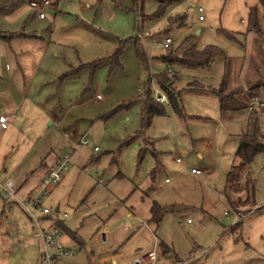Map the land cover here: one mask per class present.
Returning <instances> with one entry per match:
<instances>
[{
	"label": "rangeland",
	"instance_id": "374dc122",
	"mask_svg": "<svg viewBox=\"0 0 264 264\" xmlns=\"http://www.w3.org/2000/svg\"><path fill=\"white\" fill-rule=\"evenodd\" d=\"M19 2L0 0V11ZM255 2L182 0L156 18L157 0H143L142 11L135 0H70L84 22L67 17V35H71L67 77L34 66L40 47L35 51L32 46H22V40H0V103H20L25 94L29 99L45 97L40 111L31 114V104L21 105L18 111L14 125L16 129L23 125L25 136L21 138L19 133L20 151L43 140L37 160L46 159L51 147L70 155L63 179L43 199V205L52 209L51 216L63 220L85 241L84 247L73 244L74 256L62 258V264L91 263L93 234L102 226H118L130 212L148 218L153 198L170 208L157 233L177 253V257L174 252L168 256L160 248L157 264H264V153L254 156L249 167L255 180V203L246 202V191H241L231 192L236 209L226 204L222 189L234 162L237 136L247 129L250 113L245 108L223 117L218 97L212 92L219 87L228 59L235 88L245 93L264 80V34L247 31L249 8ZM47 13L52 14L49 9ZM139 16L145 30L150 26L147 22L156 23L140 34L151 41H143L145 50L148 45L150 51L146 50L150 66L140 62L136 46L128 43L119 66L106 61L93 69L97 60L114 54L120 40H130L138 33ZM58 26L55 37L64 33L66 24L61 21ZM5 33L16 36L18 31ZM167 36L173 38V48L192 36L197 48L215 46L224 55L207 68L174 65L173 88L179 95L182 114L164 104L165 114L154 116L151 125L145 127L146 84L151 74L156 76L167 68L158 58L169 52L158 47ZM55 49L48 48L44 68H55L49 62ZM191 84L206 90L192 89ZM151 89L155 98L157 87ZM260 90L263 95L264 88ZM58 98L61 106H48ZM65 112L67 138L64 128L54 120L55 113ZM35 119L38 131H30ZM8 124L11 130L13 123ZM82 138L88 144H80ZM193 167L203 173L193 174ZM240 177L244 184L246 170ZM148 189L151 198H143V191ZM7 217L0 222V264H38L37 226L18 209L10 219ZM236 222L241 223L234 225ZM61 229L66 235L65 227ZM131 233L122 229L113 232L104 251L124 244Z\"/></svg>",
	"mask_w": 264,
	"mask_h": 264
},
{
	"label": "crops",
	"instance_id": "0c3cea01",
	"mask_svg": "<svg viewBox=\"0 0 264 264\" xmlns=\"http://www.w3.org/2000/svg\"><path fill=\"white\" fill-rule=\"evenodd\" d=\"M38 1L39 0H20V2L17 5L8 8L7 10H3V11L1 10L0 30H3L4 32L8 30L18 31V34L16 36H14L11 39H8L7 41L22 40L21 42L22 46L23 45L27 47L32 46V48H34L35 51L37 48L40 47L39 50L36 52L37 57L35 58V63H34V66H36L38 69L40 70L42 69L43 71L46 72L51 71V73H54L55 76L62 75L64 77H67V48H69L68 38L71 36V35H67V17L75 16L78 20L82 22H84V20L79 16V14L77 13L78 11H76L75 8L72 7L73 5L72 3H70V0H57V2H54V4L52 3L51 7L45 10L46 13L45 17L41 18L39 16L40 11L34 7V3ZM48 9L51 11L52 14L47 13ZM61 21L66 24V26L62 28V30H64L63 31L64 33L62 35H58V37H55L56 31L59 29L58 23ZM155 24L156 23L153 24L151 22H147V25L150 26H148V29L145 30L143 20H141V17L139 16L138 28H136L138 30V33L134 37L136 38L140 36L144 42L147 39L146 41L148 43H151V41L148 38H144L140 34L141 31H143L145 34V32L151 30L152 26H154ZM121 41L123 40H120V43ZM133 43L134 41H130L128 46ZM133 45L135 46V43ZM48 46L49 47L52 46L56 48L54 52L55 55L49 60V62L55 64L54 69L52 67L51 68L47 67V69L44 68L46 67L44 60L49 48ZM147 46H146V50L147 52H150L147 49ZM70 66L72 65L70 64ZM59 69H63V70L60 71ZM230 74H231V61H230ZM230 74L228 79V88L233 89L237 86L231 83ZM30 90L32 91V89ZM24 97L25 99L24 101L22 100L23 102L21 101L22 103L20 102L15 104L13 100H11V102L5 103L4 105L0 103V117L3 115L9 117L6 127H2L0 123V182L3 183L6 180H11L17 188V200L7 202L4 199V190L0 186V222L4 216L6 217L9 216L7 218L10 219L11 218L10 216L11 215L13 216V213L14 211H16V209L20 210L30 219V217L25 212L20 202L30 194V192L39 184L42 178L48 174L51 168H53L56 165V163L62 158V156L66 154V153L59 154L55 149L51 147L46 159L37 160L36 159L37 154L40 152L39 148L44 146L43 140L41 141L39 140L40 143L39 141H37L36 143L30 145L31 147L24 152L20 151V147L22 146V140L19 139V133L21 134V138L25 136L23 132L24 126L20 125L19 129H16L14 125L15 124L14 122L17 119L18 111L21 110V105L23 107V106H30L31 104L34 110H31L30 113L32 114L34 113V111L38 112L40 111L38 110L39 109L38 107H42V101L43 99H45L44 95L36 96V98L34 99H29V95L27 94H25ZM61 102L62 100L58 98V101H54L52 104L50 103V105L48 106L58 107L61 106ZM5 111H10V113L7 114L5 113ZM54 115L56 116V119L54 120L58 122V125L60 127L64 128L65 137L67 138V112L60 115H56L55 113ZM10 121L11 124L12 123L13 124L11 130H8L10 128L8 124ZM50 123L51 122L47 121L48 125ZM34 128L36 131H38L37 119H35V123L31 125L29 130L33 131ZM52 140L55 143V136L54 137L52 136ZM225 184H226V178H225L224 186ZM54 187L55 186L51 188L49 194L53 191ZM148 191L149 189L147 191L146 190L143 191L144 193L143 198L145 196L151 198ZM222 194H223V189H222ZM154 201L159 202L163 206L167 205L161 202V200L153 198V201L150 205V215L148 218L145 219L142 218L141 216L133 215L131 214V212L128 213L126 218H128L130 215H133L138 218V220H134L132 222L131 227L128 230H125L120 227L123 221H121V223L118 226L111 229L107 228L106 226L100 227L90 239L94 256L91 263L89 264H128L132 260V258H134L138 254L139 251L141 250L147 251L152 249L154 238L147 229L141 226L139 220L148 222V224L154 229L156 239L159 242L158 250L160 248L162 250L161 246L163 242L167 244L170 248L169 254L167 255L170 256L173 254V252L176 255L177 253L174 251V249L167 242H165V240L164 241L161 240L160 237L158 236L157 233L158 224L153 223L151 221V217H152L151 208ZM40 221H41V225L45 229H49L50 227H59L60 225L63 224V227H65V229L67 230L66 232L67 234L66 235L64 234L65 235L64 241L67 247H69L70 249H72L71 246L75 243L79 244L81 247L85 246V241L83 237L78 235L77 232L72 231L68 226L66 227L63 220L54 219V217H52L51 214L44 215L40 213ZM103 228H107L110 230L109 241L107 244L100 243L97 236L99 231L102 230ZM121 229L125 231L132 230L131 235L126 239L125 243L122 245L119 244L118 247L114 249L110 248L108 249V251H104L105 250L104 248H107L109 246L111 234ZM40 242H41V237L39 235L38 250L40 247ZM124 249H126V251H123ZM160 255L161 254L159 251L158 261L160 259ZM158 261L155 264H157Z\"/></svg>",
	"mask_w": 264,
	"mask_h": 264
},
{
	"label": "trees",
	"instance_id": "16d2710c",
	"mask_svg": "<svg viewBox=\"0 0 264 264\" xmlns=\"http://www.w3.org/2000/svg\"><path fill=\"white\" fill-rule=\"evenodd\" d=\"M138 3L139 10H143V0H135ZM159 3V10L154 14L156 18H160L167 13L169 6L179 3L182 0H157ZM1 7V5H0ZM2 9V8H1ZM134 11V10H133ZM172 22L174 20H171ZM263 24H264V0H256L255 4L251 5L249 8L248 15V32H256L258 35H263ZM168 33L169 30L167 31ZM13 35L6 34L3 31H0V40H8L13 38ZM232 37V35H231ZM234 38V37H232ZM129 41H134L136 46V51L140 62L146 66H150V59L146 53V50L143 45V39L138 37H132L130 40H123L120 43V46L117 48L116 52L102 60H97L93 69H96L97 66L103 64L106 61H110L111 65L116 67L120 65V57L124 53V50L127 47ZM174 43V42H173ZM172 43V45H173ZM172 45L169 47L167 53L162 54L158 58L166 64L167 68L164 71H161L156 76H152L146 84V94H145V104L142 112V121L145 127L151 125L152 119L156 115L165 114V105L157 102L152 96L151 89V80H157L159 88L167 94L170 105L177 110L178 113L182 114L181 103L179 95L174 93V75L170 70L174 65H179L183 67L191 68H207L209 67L217 57L223 56L222 50L215 46H206L203 49H199L193 44L192 36H187L183 41L180 47L173 48ZM150 69V67H149ZM172 73V75H171ZM230 74V60L224 61V72L222 75L221 82L217 90L212 89L219 100L220 112L223 117H226L227 114L236 112L242 109L247 108V101L252 95L258 96L264 102V94H261L260 88H264V80L259 83L257 86L251 87L247 92H243L238 88L229 89L228 88V79ZM192 89L204 91L205 88H198L196 86L190 85ZM258 89V91L256 90ZM260 90V91H259ZM249 117L247 120V129L245 132L237 136L238 146L235 152L234 162L231 166V169L226 174V184L223 188V195L227 204L236 209L238 204L234 203L232 199L231 192L239 193L241 191H246L247 200L252 203H255V180L251 178L249 167L250 163L254 156L260 153H264V143H262L257 134V112L256 110L249 111ZM246 170V179L244 184L241 183L240 175L241 172ZM155 171H153V174ZM248 176V177H247ZM168 211V208L161 205L159 202L154 201L151 208V221L153 223L159 224ZM241 222H236L234 225H237ZM60 225L59 227H62ZM162 251L164 254H169V246L162 242Z\"/></svg>",
	"mask_w": 264,
	"mask_h": 264
},
{
	"label": "built area",
	"instance_id": "2783aa9c",
	"mask_svg": "<svg viewBox=\"0 0 264 264\" xmlns=\"http://www.w3.org/2000/svg\"><path fill=\"white\" fill-rule=\"evenodd\" d=\"M51 5L52 3L50 0H39L38 2L34 3V6H37L39 8V16L41 18L45 17V10L51 7ZM199 12H202L201 7H199ZM202 19L203 16L199 15V20ZM173 42V38L167 36L159 42L158 47L163 50H168ZM157 85L155 83V79H153L151 86L157 87V89L155 90V100L161 104L170 106V101L167 94L164 93ZM96 97L98 99L101 98L100 95H97ZM247 104V109L249 111L256 110L257 112V134L260 141L264 143V102L258 96L252 95L248 99ZM8 119L9 117L4 115L0 117V123L2 127L7 126ZM80 144H88V140L86 138H82ZM95 149L97 150L98 147H96ZM177 161L182 162L180 158H178ZM70 163V155H63L62 158L56 163V165L51 168L48 174L43 177L39 184L30 192V194L20 202L25 212L37 226L39 235L41 237L38 264H62V258H71L74 255L73 250L67 247V245L65 244L64 233L62 229L59 227H50L49 229H45L41 225L40 221V213L44 215L52 214V209L43 205V199L48 196L51 188L57 185L63 179V176L67 172ZM191 172L195 175H201L203 173V170L193 167L191 169ZM0 186L4 190V199L7 202L17 200V188L11 180H6L3 183L0 182ZM134 220H138V218L130 215L121 223L120 227L128 230ZM139 221L141 223V226L147 229L153 236V247L152 249L147 251H139L138 254L134 258H132V260L128 264H155L159 258V242L156 239L155 231L148 224V222H145L143 220ZM109 235L110 230L107 228H103L97 234L98 239L102 244L108 243Z\"/></svg>",
	"mask_w": 264,
	"mask_h": 264
}]
</instances>
